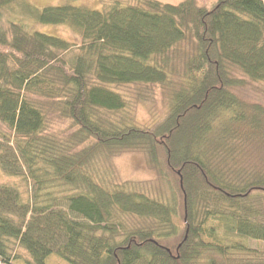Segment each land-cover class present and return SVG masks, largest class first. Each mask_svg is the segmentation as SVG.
<instances>
[{"label": "trees", "instance_id": "obj_1", "mask_svg": "<svg viewBox=\"0 0 264 264\" xmlns=\"http://www.w3.org/2000/svg\"><path fill=\"white\" fill-rule=\"evenodd\" d=\"M197 1L40 9L0 0V165L27 183L24 195L0 182V264H264V249L250 246L264 243V161L247 147L263 113L235 96L239 73L264 81V0ZM35 23L67 24L80 41ZM184 43L194 47L186 80L163 122L107 118L127 111L122 87L165 84ZM58 115L75 130L57 128ZM159 145L180 182L169 201L107 186L93 165L97 153L136 150L160 164ZM132 215L145 222L127 225Z\"/></svg>", "mask_w": 264, "mask_h": 264}, {"label": "rangeland", "instance_id": "obj_2", "mask_svg": "<svg viewBox=\"0 0 264 264\" xmlns=\"http://www.w3.org/2000/svg\"><path fill=\"white\" fill-rule=\"evenodd\" d=\"M34 6L42 9L47 6L61 5L70 3L73 5H84L92 9H103L105 5L114 0H28ZM124 3L136 4L141 0H121ZM164 3L178 4L183 0H159ZM213 0H198L199 5L211 6ZM6 11H3L2 17L7 19ZM30 24V23H29ZM31 30L39 29V31L51 35L60 36L70 42L77 43L80 41V34L69 27L67 24H43L35 23L30 25ZM194 47L192 44L184 43L178 49L170 54V60L175 64V72L165 84L156 85H127L122 87L124 93L129 97L127 111L112 113L107 118L114 122H131L142 127L152 128L164 121L168 116V111L172 107L174 101V93L181 87L186 80L184 75V66L187 60V52L192 51ZM241 80V86L236 89V97L242 101V106L248 110L250 114L263 113L264 120V81H254L251 78L238 74ZM178 93V92H176ZM126 117L130 120H125ZM54 125L67 132L75 130L69 120L63 116H56L53 119ZM261 133L257 138L252 140V143L247 147H255V155L260 161H264V123H260ZM0 129L6 130L5 126L0 122ZM85 144H79L76 150L82 149ZM160 164L151 161L150 155L144 150L129 151L122 154L109 155L107 157L98 156L94 159L93 165L99 169L102 181L108 184L105 178H109L112 184L107 186L123 187L126 190H138L148 193L154 198L161 200H168L171 196V191H177L180 182L177 174L172 170L166 161V151L164 145H159ZM243 147V146H242ZM255 157V158H256ZM0 182L13 184L21 188L24 195L27 192V183L18 177L11 176L4 172L0 165ZM178 193V192H177ZM180 193V192H179ZM178 195L179 206L182 211L178 214L177 222L182 224L186 222V214L183 209V197ZM186 211V210H185ZM127 225L134 226L136 223L145 222L144 220L132 215L124 216ZM185 220V221H184ZM148 224L154 228H160L161 225L154 221L148 220ZM250 246L264 249V243L261 241H250ZM19 254H23L25 258L28 257V252L19 247L16 249ZM257 260L258 258L255 257ZM55 261V262H54ZM51 261V264H59L57 260ZM49 264V263H48Z\"/></svg>", "mask_w": 264, "mask_h": 264}, {"label": "bare ground", "instance_id": "obj_3", "mask_svg": "<svg viewBox=\"0 0 264 264\" xmlns=\"http://www.w3.org/2000/svg\"><path fill=\"white\" fill-rule=\"evenodd\" d=\"M193 159H196V155L194 157H192V160H188V162L189 163H195ZM25 203H27L30 206V203H32V198L25 199V201L22 202V204H25Z\"/></svg>", "mask_w": 264, "mask_h": 264}]
</instances>
